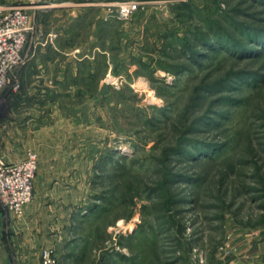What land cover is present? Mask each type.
Listing matches in <instances>:
<instances>
[{
    "label": "rangeland",
    "instance_id": "obj_1",
    "mask_svg": "<svg viewBox=\"0 0 264 264\" xmlns=\"http://www.w3.org/2000/svg\"><path fill=\"white\" fill-rule=\"evenodd\" d=\"M87 2L0 0V16L23 8L33 26L0 91V152L36 155L28 204L49 197L35 194L42 169L87 172L83 202L37 206L30 255L4 236L12 264L45 248L59 264H264V44L196 39L219 27L248 43L264 0ZM26 112L34 125L8 122Z\"/></svg>",
    "mask_w": 264,
    "mask_h": 264
},
{
    "label": "built area",
    "instance_id": "obj_2",
    "mask_svg": "<svg viewBox=\"0 0 264 264\" xmlns=\"http://www.w3.org/2000/svg\"><path fill=\"white\" fill-rule=\"evenodd\" d=\"M119 5L121 17H127L139 6L135 1ZM32 30L30 17L23 8H9L5 15L0 16V91L6 87L9 73L24 66L25 59L20 54L27 42V34ZM19 87L18 84L13 85L14 89ZM36 169V155L33 152H28L16 162H9L0 156V217L4 211L18 216L23 214L33 197ZM40 264H59V260L52 249L45 248L41 252Z\"/></svg>",
    "mask_w": 264,
    "mask_h": 264
},
{
    "label": "crops",
    "instance_id": "obj_3",
    "mask_svg": "<svg viewBox=\"0 0 264 264\" xmlns=\"http://www.w3.org/2000/svg\"><path fill=\"white\" fill-rule=\"evenodd\" d=\"M90 5L94 4V1L99 2L100 0H87ZM91 2V3H90ZM48 11V10H47ZM43 57V56H42ZM39 58V59H38ZM46 58V57H44ZM40 61V57H37L36 59H34V62L38 63ZM38 65V66H37ZM35 66L33 65L31 67V70H33ZM42 67L40 64H36V68L33 70V75L41 73L45 76H49L48 74V70H41ZM30 70V69H29ZM42 75V76H43ZM33 94V92L29 93V95ZM28 100L30 101H34L33 98H31L30 96L25 97V99L23 98L22 100H20V102H22L23 104H27L28 105ZM18 101V99H17ZM32 105V104H31ZM36 117H34V115H31L30 112H26V114H15L13 113L12 116H10V119L8 120V122L11 124L15 123L17 125H21V123H28V122H35ZM38 118V117H37ZM34 120V121H33ZM35 123H33L34 125ZM32 125V124H31ZM49 129V128H48ZM52 129V128H50ZM38 134V132L36 133ZM8 145V144H7ZM10 147V146H9ZM59 154L61 155H71V152L69 151H61ZM0 155L5 156L7 159H9L10 161H14L15 159H22L24 158V156L22 155L20 157V155L17 154V158H11L13 156L10 157L9 154H7V152H0ZM85 166V165H84ZM84 166H82V168H85ZM81 167V166H80ZM52 167H46L45 169H42L39 174H38V179L36 182V192L35 194L39 195L40 193L42 194H46L49 195L48 198H44L45 204L46 203H51V204H59V203H79V202H83L85 200V188H86V179L84 174L86 170H81L79 167H75L74 164L73 165H58L57 168H53ZM86 169V168H85ZM73 173L72 176H70V173ZM54 173L55 176H50L49 174ZM71 177V178H70ZM62 188L64 190V195L63 197L60 195H56V193H54L55 190H58V188ZM51 191L49 192L48 190ZM38 190H40V193H38ZM36 195V196H37ZM57 196V197H56ZM45 197V196H44ZM69 198V200H68ZM42 200L37 197H35L33 203L28 204V206L26 208H24V214L22 215H16V214H12L9 213L7 211H4L2 214V217L0 219V256L2 257V264H12L13 263V254L11 253L10 249H9V245H6V249L4 248V244H3V238L5 236V238L7 240L10 239V241L14 242V239L17 238L18 243V255L23 256L22 258H25L26 255H30V253L28 252V250H31L33 248H36V246L39 244L38 242V234H34L32 232H30V230H34V229H38V224H37V217H38V209L37 206L41 205ZM4 215L6 217V219H4ZM3 228L8 229L10 231H6L5 230V234L3 232ZM28 230V231H27ZM5 234V235H4ZM28 239V240H27ZM3 244V246L1 245ZM253 264V263H252Z\"/></svg>",
    "mask_w": 264,
    "mask_h": 264
},
{
    "label": "trees",
    "instance_id": "obj_4",
    "mask_svg": "<svg viewBox=\"0 0 264 264\" xmlns=\"http://www.w3.org/2000/svg\"><path fill=\"white\" fill-rule=\"evenodd\" d=\"M240 32H243V36H245V38L248 40V43L243 41V39L240 40L237 39V37H231L230 33H227V30L225 31L219 27H210L207 33L196 32V39L198 43L202 45L203 48H206L208 50H214V48L220 44L223 46L228 45L229 48H233L236 51L243 52L250 50L251 47L249 46V44L255 43V41L258 44H264V32H259L255 30H246ZM216 41L218 44L216 43ZM214 43L217 45H214ZM195 55L197 54L195 53Z\"/></svg>",
    "mask_w": 264,
    "mask_h": 264
},
{
    "label": "bare ground",
    "instance_id": "obj_5",
    "mask_svg": "<svg viewBox=\"0 0 264 264\" xmlns=\"http://www.w3.org/2000/svg\"><path fill=\"white\" fill-rule=\"evenodd\" d=\"M53 5H50V7H52Z\"/></svg>",
    "mask_w": 264,
    "mask_h": 264
}]
</instances>
